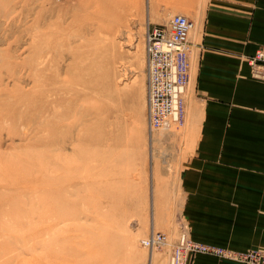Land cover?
Segmentation results:
<instances>
[{
    "label": "rangeland",
    "instance_id": "rangeland-1",
    "mask_svg": "<svg viewBox=\"0 0 264 264\" xmlns=\"http://www.w3.org/2000/svg\"><path fill=\"white\" fill-rule=\"evenodd\" d=\"M206 4L0 0V264H169L190 238L199 49L184 126L151 135L145 34L185 15L197 45ZM152 232L167 237L154 252Z\"/></svg>",
    "mask_w": 264,
    "mask_h": 264
},
{
    "label": "crops",
    "instance_id": "crops-1",
    "mask_svg": "<svg viewBox=\"0 0 264 264\" xmlns=\"http://www.w3.org/2000/svg\"><path fill=\"white\" fill-rule=\"evenodd\" d=\"M197 32L187 89L197 138L179 173L190 239L236 254L264 252V81L246 62L264 47V0H207ZM193 264L243 263L198 255Z\"/></svg>",
    "mask_w": 264,
    "mask_h": 264
},
{
    "label": "built area",
    "instance_id": "built-area-1",
    "mask_svg": "<svg viewBox=\"0 0 264 264\" xmlns=\"http://www.w3.org/2000/svg\"><path fill=\"white\" fill-rule=\"evenodd\" d=\"M193 22L185 15H174L164 25H149L145 34L147 58V113L151 135L184 126V95L191 75L195 45L191 41ZM246 62L251 77L264 81V47ZM167 243L162 233L152 232L143 246L154 252ZM198 255H209L243 264H264V252L236 254L221 248L196 243L183 234L170 255L169 264H193Z\"/></svg>",
    "mask_w": 264,
    "mask_h": 264
},
{
    "label": "bare ground",
    "instance_id": "bare-ground-1",
    "mask_svg": "<svg viewBox=\"0 0 264 264\" xmlns=\"http://www.w3.org/2000/svg\"><path fill=\"white\" fill-rule=\"evenodd\" d=\"M192 31H193V30H192ZM191 35H192V33H191ZM186 93H187V90H186ZM186 93H185V95H186ZM185 95H184V96H185ZM168 131H170V130H168ZM168 131H167V132H168ZM164 246H165V245H164Z\"/></svg>",
    "mask_w": 264,
    "mask_h": 264
}]
</instances>
